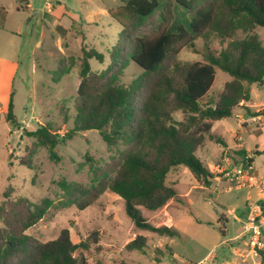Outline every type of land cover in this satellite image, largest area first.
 I'll return each instance as SVG.
<instances>
[{
	"label": "trees",
	"instance_id": "16d2710c",
	"mask_svg": "<svg viewBox=\"0 0 264 264\" xmlns=\"http://www.w3.org/2000/svg\"><path fill=\"white\" fill-rule=\"evenodd\" d=\"M156 14L154 28L141 31ZM109 15L122 27L120 39L113 47L110 65L99 75L91 72L88 60L103 62L104 55L94 49L83 50L74 127L62 131L42 123L34 130H22L36 140V146L46 148L52 160H58L57 146L81 131H99L109 148L123 144L126 150L114 178L96 179L89 186L63 182L59 205H76L83 210L109 189L122 198L134 228L174 237L176 229L154 225L143 215V209L157 212L171 201H182L175 185L166 182L169 173L181 166H186L198 182L212 185L216 175L203 164L197 151L207 138L224 145L223 139L212 134L213 123L232 117L242 102L251 101V85L264 86V45L259 36L234 39L239 30L247 34L264 27V0H122L109 9ZM212 36L221 44L228 42L227 46L220 51L213 49ZM199 39H204L203 60L176 63L172 70L165 68L171 57L184 48H195ZM126 56L143 70L127 86L119 83L118 74L108 77L116 66L122 72ZM64 68L59 66L58 77L66 73ZM217 69L231 79L216 100L207 101ZM13 95L4 119L19 130ZM245 108L253 114L250 107ZM177 112L183 119L175 118ZM259 112L264 114V108ZM34 154L28 152L20 164L33 169ZM253 161L254 156L248 158L249 163ZM55 205L49 198L36 203L25 196L6 199L0 205L4 222L0 226V264H91L92 260L106 264L103 254L110 249L101 244L99 231H92L78 243L68 228L47 242L26 234ZM146 246L147 237L138 235L125 247L134 251ZM260 254L264 258V250ZM117 261L115 264H126L119 258Z\"/></svg>",
	"mask_w": 264,
	"mask_h": 264
},
{
	"label": "rangeland",
	"instance_id": "374dc122",
	"mask_svg": "<svg viewBox=\"0 0 264 264\" xmlns=\"http://www.w3.org/2000/svg\"><path fill=\"white\" fill-rule=\"evenodd\" d=\"M121 2L122 0H99L92 4L86 0H0V11L3 13L0 17V24L3 26V30H0V57L18 63L10 91L14 92V114L21 124V129L18 130L13 129L5 119L0 122V205L6 199L13 201L21 196L36 203L43 198L52 199L56 205L28 229L26 234L35 241L47 242L57 238L63 229L68 228L72 240L78 243L92 231H99L102 235L101 244L110 249L103 254L106 264H115L117 258L126 264H176L173 259L175 254L177 259L197 261L208 252L211 255L207 262L216 264L217 253H228L224 250L229 247V243H222V232L232 234L233 220L228 215L231 220L225 226L224 219L220 216L223 212L219 205L220 196L213 195L209 189L211 185L198 182L186 166L171 171L166 182L168 185H175L182 193L190 192L192 186L196 185L197 189L192 197L199 198H193L191 204L187 203L186 198L181 202L177 201L181 209L175 213L176 228L181 236H161L134 228L126 215L122 198L109 189L83 210L76 205L68 208L59 205L63 197V182L89 186L96 179L110 181L114 178L126 150L123 144L109 148L99 131H81L67 143L59 144L56 148L58 160H52L47 149L36 146V140L25 136L22 130H34L42 123H50L54 129L62 131L74 127V106L78 99L84 65L83 50L94 49L104 55L103 62L95 58L88 60L91 72L101 74L111 63V53L122 30L120 24L108 13L101 14L98 10H93L96 18H90V6L115 7ZM47 3L52 4L51 10L46 8ZM157 20L158 14L141 31L152 30ZM251 34H257L264 45V27L261 26L247 34L239 30L234 39H243ZM210 41L211 47L217 51L225 48L228 43L221 44L213 36ZM203 48L204 39H199L195 48H184L171 57L165 68L172 70L176 63L189 64L203 60ZM125 49L127 50V45ZM125 63L126 67L122 72L116 66L108 77L118 74L119 83L127 86L140 77L143 70L129 56L125 57ZM60 65L65 67L66 73L58 77ZM230 79L227 73L217 69L215 82L205 100H216ZM101 84L102 82L98 86ZM250 89L251 101L242 102L236 112L246 118L261 116L262 119L239 122L232 116L214 122L212 132L218 138L233 143L242 142L241 135L237 133L242 130L248 149L254 151L257 145L264 150V114L259 112L264 108V86L253 84ZM245 106L250 107L253 114H249ZM175 118L181 120L183 114L177 112ZM206 140L211 154L215 155L217 150H222L221 145L210 142L208 138ZM30 151L35 152L33 169L20 164V159L27 157ZM231 151L230 165L225 164L224 153L215 156L218 160L216 163L211 162V155L209 159L201 158L209 169H213L212 165L223 168L222 171H214L216 177L213 182L220 193L224 187L236 186L238 183L225 176V170L231 171L243 157L240 150L237 153ZM256 158V166L263 172L264 154ZM143 215L150 221L155 213L143 209ZM0 226H4L1 219ZM138 235L147 237V246L144 250H127L126 244ZM216 244L217 247H214ZM229 255H235V252H229ZM221 258L219 259L222 260ZM91 264L96 263L92 260Z\"/></svg>",
	"mask_w": 264,
	"mask_h": 264
},
{
	"label": "crops",
	"instance_id": "0c3cea01",
	"mask_svg": "<svg viewBox=\"0 0 264 264\" xmlns=\"http://www.w3.org/2000/svg\"><path fill=\"white\" fill-rule=\"evenodd\" d=\"M95 1H99V0H86V2H89L92 4ZM90 7L92 9V10H90V12H91L90 18H96V12L93 10H98L99 12H101V14H106V13L109 14V9L114 8L111 6H103V7L94 8L95 7L94 5L90 6ZM1 16H3V13H1V11H0V17ZM1 25L2 24H0V30H3V28H2L3 26H1ZM16 33H19V32H16ZM12 34L14 35L15 33L12 32ZM5 67H7V68H5ZM17 68H18L17 62L8 61V60H5L2 57H0V114L2 115V119H4L6 117V114L8 111L10 97H11V94L13 93V91H10L11 85H12V78L14 77ZM259 117H261V116H256V117H252V118L251 117L250 118L244 117V120H248V119L256 120ZM244 120H241V121L237 120V121L242 122ZM214 127H215V123H213L212 131H213ZM244 130L246 132V129H244ZM237 133L239 135H241L240 137L242 138L241 139L242 142H235L234 141L233 143H228L226 140H223L225 142V144L223 145V144H218L214 141H210V142H213V143H216V144L222 146V150H217L215 155L210 153V148H209L210 145L208 146L207 140L204 142V144L197 151V155L201 161H202V159H201L202 157H207L209 159V155H211V159H212L211 162H215V163H216V161H218L215 158V156L217 154L222 155L224 153V157H225L224 162H225V164L227 163L229 165H230L231 154H232L231 150H234V152H236V153L238 152L237 150H240L242 152V156H243V157L241 156L242 157L241 159H243L247 155L254 156V161L252 163L253 167L255 169V172L260 177V179H262V183L260 186L252 187L248 184V182H245L244 184L238 182L236 186H230L228 188L224 187V189H222L223 191L221 193L219 191H217V189L215 187V182H212V185L210 186L209 189H210V191H212L213 195L217 194L218 196H220L219 197V200H220L219 205L221 207V210L223 211L220 214V216H222L224 219L223 223L227 227V225H229V223H230V220L232 219L233 220L232 224L234 225V230H232V234H229L228 232H226L225 236L223 238L224 240L222 241V243H226V242L229 243L228 244L229 247L226 248L224 250V252L225 251H228V253L229 252H235V255H229L228 256V253L227 254L223 253L222 255H219L217 253L216 264L219 262L222 264L223 261H224L223 264H264V259L261 256L260 257H254V255L250 252V248L248 247V245L246 243V238L244 236L245 226L247 225L248 220H249V216H250V211H251L250 206L255 202H258V203H260V205L264 206V171L261 172L260 170H258V168L256 166V159H257L256 157L258 156L257 153H259V155L264 154V150H261L259 148V146H257V145H256V148L254 151L248 149L246 147V140H245L243 131L240 130ZM212 134H214V133L212 132ZM258 134H260V133H258ZM203 164L205 165V162H203ZM212 166H213V169H210V171L213 173L215 170H218V171L223 170V168H221L220 165H212ZM212 187H215V189H212ZM195 189H197V186L193 185L192 188L190 189V192L187 191V192L182 193L181 191H179L180 195L182 196V201L184 200V198H186L187 203L191 204V203H193V198L198 199L199 196L192 197ZM178 204L179 203L177 201H171L163 209H161L157 212H153V213H155V215H153V217L151 219L152 221L150 220V222L153 223L154 225L157 224L156 226H160L159 223H161V225L173 227L174 229L177 230L175 213L178 209H181V207L178 206ZM172 209H174V210L172 211ZM228 215L231 216V219L229 218ZM158 217H160V219H158ZM178 234L181 236V232L178 231ZM214 247H217V244L214 245ZM233 249H235L238 253H236V251H234ZM209 255H211L210 252L205 254L202 258L198 259L197 261H193L191 259H187V260L186 259L185 260L184 259H177L176 254H175L173 256V259L176 261V264L177 263H179V264H192V263H197V262L203 261ZM221 256H224L225 258L222 259ZM219 258H221L222 260H220ZM161 263H163V262H161Z\"/></svg>",
	"mask_w": 264,
	"mask_h": 264
},
{
	"label": "built area",
	"instance_id": "2783aa9c",
	"mask_svg": "<svg viewBox=\"0 0 264 264\" xmlns=\"http://www.w3.org/2000/svg\"><path fill=\"white\" fill-rule=\"evenodd\" d=\"M46 8L51 10L53 8L51 3L46 4ZM233 116L237 120H244V115L239 112H234ZM262 119V117H259ZM251 156H245L231 171L225 170V176L230 181H237L244 184H248L252 187L260 186L262 179L255 172L253 164L248 162V158ZM250 216L247 225L245 226L244 236L246 243L250 248V252L254 257H260V250H264V206L260 203L255 202L251 206ZM237 252V251H236ZM209 257L196 264H210L207 262Z\"/></svg>",
	"mask_w": 264,
	"mask_h": 264
}]
</instances>
